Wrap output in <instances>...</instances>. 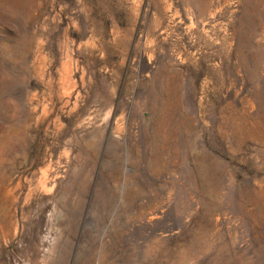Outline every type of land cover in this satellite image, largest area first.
Masks as SVG:
<instances>
[{
	"label": "rangeland",
	"instance_id": "rangeland-1",
	"mask_svg": "<svg viewBox=\"0 0 264 264\" xmlns=\"http://www.w3.org/2000/svg\"><path fill=\"white\" fill-rule=\"evenodd\" d=\"M0 264H264V0H0Z\"/></svg>",
	"mask_w": 264,
	"mask_h": 264
}]
</instances>
